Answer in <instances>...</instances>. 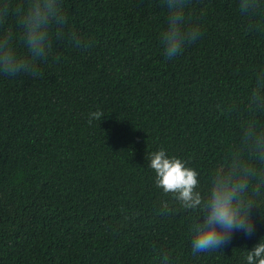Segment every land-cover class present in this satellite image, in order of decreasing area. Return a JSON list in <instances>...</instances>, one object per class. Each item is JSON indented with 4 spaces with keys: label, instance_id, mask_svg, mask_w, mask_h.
<instances>
[{
    "label": "trees",
    "instance_id": "1",
    "mask_svg": "<svg viewBox=\"0 0 264 264\" xmlns=\"http://www.w3.org/2000/svg\"><path fill=\"white\" fill-rule=\"evenodd\" d=\"M81 46L53 38L39 75L0 77V264H241L264 236L237 232L224 253L193 255L185 214L157 212L147 154L184 157L202 180L237 125L216 105L243 96L264 34L235 0H186L202 25L172 59L160 0H63ZM99 109L100 120H88Z\"/></svg>",
    "mask_w": 264,
    "mask_h": 264
},
{
    "label": "clouds",
    "instance_id": "2",
    "mask_svg": "<svg viewBox=\"0 0 264 264\" xmlns=\"http://www.w3.org/2000/svg\"><path fill=\"white\" fill-rule=\"evenodd\" d=\"M166 9L159 42L166 58H175L187 44L199 39L202 25L186 13V0H160ZM238 13L264 34V0H235ZM81 46L85 38L71 27L63 0H0V77L39 75L38 62L49 52L53 38ZM216 107L234 117L237 133L211 166L206 180L188 161L160 147L147 154L154 186L162 198L157 212L185 214L193 255L224 253L234 235H251L257 216L264 220V63L252 72L243 96L222 99ZM97 109L88 113L100 120ZM155 264H184L182 257L162 246ZM241 264H264V236L245 249Z\"/></svg>",
    "mask_w": 264,
    "mask_h": 264
}]
</instances>
